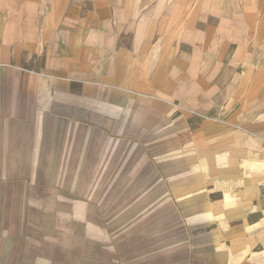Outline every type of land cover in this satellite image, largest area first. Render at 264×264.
<instances>
[{
	"label": "crops",
	"instance_id": "obj_1",
	"mask_svg": "<svg viewBox=\"0 0 264 264\" xmlns=\"http://www.w3.org/2000/svg\"><path fill=\"white\" fill-rule=\"evenodd\" d=\"M245 1L0 0V264H264Z\"/></svg>",
	"mask_w": 264,
	"mask_h": 264
},
{
	"label": "rangeland",
	"instance_id": "obj_2",
	"mask_svg": "<svg viewBox=\"0 0 264 264\" xmlns=\"http://www.w3.org/2000/svg\"><path fill=\"white\" fill-rule=\"evenodd\" d=\"M197 4V0H192L190 5L194 8ZM226 5V3H224ZM223 7V5H222ZM241 10L247 11L250 26L255 27L256 32V43L261 47L264 43V0H250L245 1L243 7L240 6ZM189 8V7H188ZM264 46V45H263Z\"/></svg>",
	"mask_w": 264,
	"mask_h": 264
}]
</instances>
